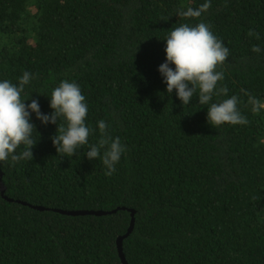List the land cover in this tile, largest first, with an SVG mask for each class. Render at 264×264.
Segmentation results:
<instances>
[{"label": "trees", "instance_id": "obj_1", "mask_svg": "<svg viewBox=\"0 0 264 264\" xmlns=\"http://www.w3.org/2000/svg\"><path fill=\"white\" fill-rule=\"evenodd\" d=\"M204 2L0 0V80L31 73L25 103L38 100L45 114L61 80L78 83L94 130L63 156L51 137L64 120L44 125L31 114L33 159L0 162V264H122L117 238L131 213L126 264H264V107L248 103L264 105V0H211L199 18L177 14ZM201 21L230 52L217 69L229 91L213 102L236 95L247 124L214 128L197 96L182 105L165 91L164 39ZM100 120L126 146L111 176L85 155ZM81 209L90 213L60 211Z\"/></svg>", "mask_w": 264, "mask_h": 264}, {"label": "clouds", "instance_id": "obj_2", "mask_svg": "<svg viewBox=\"0 0 264 264\" xmlns=\"http://www.w3.org/2000/svg\"><path fill=\"white\" fill-rule=\"evenodd\" d=\"M211 7V0H205L197 8L188 7L178 10L184 18H199ZM247 35L259 39V34L249 29ZM165 40V60L158 66V71L166 84L165 91L169 94L175 90L182 105H188L193 96L198 103L207 105V121L214 127L228 123L232 125L247 124L249 121L239 110L240 100L236 95L213 102V96H227L226 85L219 86L224 79L223 71L217 70L230 55L229 49L212 31L206 22L195 24L182 23L168 32ZM253 52L260 53L261 48L254 45ZM174 65V67H170ZM33 75L23 72L18 83L7 79L0 80V162L15 163L21 160H32V148L37 143L39 134L31 114L35 113L42 124H56L59 118L63 124L57 125L55 135L51 137L56 153L71 157L77 150L89 144L93 129L86 123L88 105L80 86L74 81L63 79L52 89L49 96L50 114L42 113L38 100L31 99L25 103L23 96L25 85L29 84ZM248 103L252 111L258 112L262 105L259 99L249 96ZM100 138L91 144L85 155L89 160L100 159L106 168L105 175L111 176L121 155L126 151L119 137H111L108 125L104 120L97 122ZM36 132L37 138H33ZM23 146V150H17ZM101 149H104L101 153Z\"/></svg>", "mask_w": 264, "mask_h": 264}, {"label": "water", "instance_id": "obj_3", "mask_svg": "<svg viewBox=\"0 0 264 264\" xmlns=\"http://www.w3.org/2000/svg\"><path fill=\"white\" fill-rule=\"evenodd\" d=\"M0 178H1V172H0ZM60 211L63 212V213H67V214L90 213L89 211L84 210V209H81V210H60ZM94 213H96V214H104L105 212L102 211V210H99V211H95ZM133 224H134V216H133V213H131V219H130L129 225H128L127 229H126V232L123 235H121V236H119L117 238V249H118V254H119L120 258H121L122 264H126V262L124 260L123 254H122L121 242H122V239L129 234V232L131 231V229L133 227Z\"/></svg>", "mask_w": 264, "mask_h": 264}]
</instances>
